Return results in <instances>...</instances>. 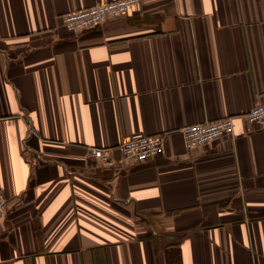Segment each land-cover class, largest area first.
Instances as JSON below:
<instances>
[{
	"label": "crops",
	"instance_id": "1",
	"mask_svg": "<svg viewBox=\"0 0 264 264\" xmlns=\"http://www.w3.org/2000/svg\"><path fill=\"white\" fill-rule=\"evenodd\" d=\"M0 0V264H264V0ZM233 118L192 150L181 129ZM163 135L110 168L88 149Z\"/></svg>",
	"mask_w": 264,
	"mask_h": 264
},
{
	"label": "built area",
	"instance_id": "2",
	"mask_svg": "<svg viewBox=\"0 0 264 264\" xmlns=\"http://www.w3.org/2000/svg\"><path fill=\"white\" fill-rule=\"evenodd\" d=\"M141 0H113L106 3H98L94 6L71 12L61 17L64 26L69 31L82 32L90 27L98 25L107 19H114L125 15ZM248 122L252 125L264 123V101L256 103L246 114ZM233 118L224 117L216 121L193 124L182 128L183 146L192 150L205 144L212 143L225 136L233 135ZM163 135H144L133 133L123 139L118 145L119 158L111 156V149H88V158L101 165L119 170H127L130 166L144 163L159 158L164 152ZM7 201L0 193V217L7 208Z\"/></svg>",
	"mask_w": 264,
	"mask_h": 264
}]
</instances>
